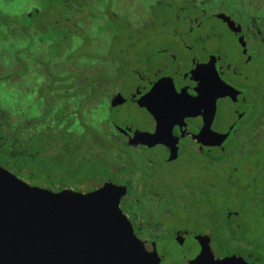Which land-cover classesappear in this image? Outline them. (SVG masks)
Segmentation results:
<instances>
[{
  "label": "flooded vegetation",
  "instance_id": "1",
  "mask_svg": "<svg viewBox=\"0 0 264 264\" xmlns=\"http://www.w3.org/2000/svg\"><path fill=\"white\" fill-rule=\"evenodd\" d=\"M73 1L75 0H40V6L42 8L49 3L51 7H56V3H59L60 9H67L71 19L66 25L73 34L76 32L75 29H83L82 27H73L76 21L80 23L82 20L93 24L94 19V26H84V28H95L96 30L99 28L100 30V24H95V19L99 18L90 14L80 17L83 12H76L74 8H71L70 4ZM119 1L122 2V0ZM129 1L127 0V2ZM89 2L91 3L92 0H83V9L87 8ZM171 2L167 8L158 6V8H150V10L155 13L156 11L162 13L172 11L170 15L173 17L174 22L171 23L177 26L173 37L180 47L179 50H183L184 54L180 52L179 55H176L172 53V48L160 47L161 49L155 53L157 60L154 59L155 56H146V64L153 67L150 73H141L136 70L130 73L135 78L136 88L131 94H128L129 97L125 98L122 95L123 92L118 88L119 90L114 92L109 99V104L112 107L113 101L121 96L125 100L124 103L112 107L113 110H118L119 107L131 103L149 121V127L139 131L133 125L120 126L117 124L113 127V131H118L122 137V144L120 145L133 150L132 153L138 155L134 156L130 154L131 152H128L120 158H116L118 154H115V157L106 159L104 153H110L113 146L111 140L105 136H103L102 145L96 146L95 151L105 160L106 164L120 168L125 167L128 170V173L123 176V182L116 183L111 180L110 183L127 189V195L120 201V208L131 222L137 238L144 244L147 251L157 252L161 264H169L172 261H169L172 249L169 247L171 245L181 250L187 249V242L190 238L193 245L198 248L195 255L191 258L186 255L182 256L180 263L179 261L171 262V264H189L202 250L201 243L197 240L200 237L209 239V246L217 260L237 257L242 258L246 264H264V236L258 244L251 243L248 237L255 234V229L248 223L247 225L242 222L236 223L237 219L240 220L238 218L239 212L236 209L227 208L228 211H225L226 217L219 219L220 211L217 207V204H219V198H217L218 183L208 182L206 179H204L205 181H191L186 188L189 191L188 198L183 199L194 206L208 208L204 217H199L196 223L197 227H204L205 230H197L193 233L188 228L175 231L172 235H163L160 233V226L166 228V224L171 222V220L165 218V215L154 218L155 220L149 219L146 230L140 225L145 218H150L152 214L156 217L158 213L153 202L158 201L160 197L154 191L155 179L153 177L154 172L163 164L173 165L185 159L188 164L197 163L199 169L206 174H217V164L226 161L225 158L230 153V147L227 146L230 138H233L236 143L240 142L241 144L242 142L244 149L254 148L255 140L264 141V116L261 115V111L264 110L261 105L263 91L262 86H257L264 75V0H172ZM104 3L108 4L107 2ZM177 6L179 7L176 9ZM215 7L219 8L215 10ZM107 9L108 11L105 9L104 12L105 17L108 19V17L111 18L110 14L113 13L111 11L113 9L110 6ZM187 11L190 14L185 16ZM156 18L157 16H155ZM111 20H113L111 23L120 24L123 19L121 14L117 13L113 14ZM138 20L127 19V22L135 27L137 37L133 45L122 47L121 52L135 50L138 44H141L140 36L144 30L142 27L145 24L140 23ZM159 22L161 21L158 20ZM215 22H218L235 40L236 47L243 59L242 66H237L235 60H232V57L227 54L225 46L221 45L222 34L212 26ZM167 25L164 24L162 27ZM146 28H148V25H146ZM99 30L97 37H99ZM102 34L100 33V36ZM19 35L21 39L25 38V33L22 30ZM102 39L100 38L101 41ZM100 40L93 38L89 42L85 40H82V42L97 48ZM48 44L50 42L45 43L43 39L39 40V45L44 46V48ZM105 45V50H113L109 37ZM25 50L26 48L20 46L19 55ZM73 51L74 47L68 46L61 57H66L62 59H66L67 63L72 62L75 65L76 59L84 57L73 58ZM52 53L50 51V59L56 60V55ZM19 55L15 61L17 65L18 63L21 64ZM102 56L99 53L96 57L97 63L83 66V72L89 75L91 79H85V76L78 73L76 68L72 73L67 72L68 76L66 78H62L60 73L56 74L58 70L54 68L58 63L57 61L54 64L53 62L40 63L41 66L36 71L37 76L27 84L25 82L24 84L21 83L28 72H26V68H22L20 65H18L20 68L15 69L14 73L0 77L8 85L14 84L20 88L29 85L32 86V89L36 87L39 90L38 94L34 96L36 115L24 119L22 116L20 118L17 115H7L0 110V129L7 136H75L83 141L84 145L81 153L84 156L86 154L90 155L92 145L90 142L87 143L88 140L90 141L89 137L102 135L95 131L98 130L97 127L81 119V115L74 105L77 103V96H85L81 99V105L96 103L102 97V92L96 93L98 91L97 85L103 82V73L107 70L105 64L107 61ZM43 58L45 57L43 56ZM40 59H42V55ZM114 66L119 71V76L116 77L115 74L114 78H108L107 82L104 83L106 86L110 85L111 82H126V79L121 77V71L124 69L122 62L117 61ZM252 67H256V71H251ZM166 71H169V73H166ZM13 74L20 76L21 79L12 81ZM160 84L162 89L158 96L162 102H150L154 115L147 108L141 107L139 101ZM216 94L220 95L221 104L219 107L207 109L204 106L205 103L213 99ZM71 103L73 107L70 106ZM230 107H233L234 111ZM226 111L230 112L231 115L233 114L231 120L238 116V120L228 135L229 137L220 147L204 145L198 139V136L205 127V118L212 117L213 134L211 135H214V133L218 135L222 125L216 122L213 117L222 115ZM156 116L165 125V142L153 146L142 143L131 145L130 141L138 133H148L150 135L156 133L158 124ZM253 124L258 125L254 130ZM240 127L247 131L242 137L237 134ZM55 142L59 147V139H56ZM236 150H238L237 147L234 148V151ZM85 152L86 154H84ZM155 154L162 158L158 159ZM147 166H151L152 169L148 170ZM3 168L5 167L3 166ZM118 171H114L113 178L121 175L118 174ZM233 177L234 175L231 176L230 180L226 177L229 183H232L231 179ZM253 178L249 181L242 182V180H239L237 182V184L247 185L249 192H252L255 187H258V189L262 187V191L260 189L257 194L255 192L256 196L253 198L259 206L244 209V216L249 210H252L259 213V216H261L260 221H264V172L260 171L258 176ZM230 196H222V203L230 202ZM126 200L127 202H125ZM129 211L130 216L128 215ZM240 236H244L241 240L242 243L237 241ZM169 243L171 245H168ZM167 245L168 250L165 249Z\"/></svg>",
  "mask_w": 264,
  "mask_h": 264
},
{
  "label": "rangeland",
  "instance_id": "2",
  "mask_svg": "<svg viewBox=\"0 0 264 264\" xmlns=\"http://www.w3.org/2000/svg\"><path fill=\"white\" fill-rule=\"evenodd\" d=\"M171 1L172 0H130L127 2V0H122V2H120L119 0H92L91 3L89 2L90 4L87 6V8L83 9V0H75L72 4H70L71 8H74V11L76 12L82 11L83 13L80 14V17L84 16L85 14L98 17L99 19H95V24L99 23L101 30L105 28L110 30L111 22L113 21L111 20V18L113 19V14L119 13L123 19L120 24L112 23L113 26L116 27L115 30H120L127 19H139L138 21L140 23L145 24L142 27L144 30L140 36L142 42L141 44H138V47L135 50H131L129 52H121L122 47L126 44L125 42L120 45L121 47H116V50L108 49L107 51L105 50V43L109 37L108 33L104 31L102 32L104 35L102 34V36H100V30L98 28L99 37H97L96 35L98 30L95 28H84V26H94V19L93 24L88 23L86 20H82L80 23H78L79 21H76L73 24V27L77 26L83 28L80 29L79 32L84 39L89 42L93 38H97L99 40L100 38H103L102 41L100 40L99 45L97 48H95L91 47L88 43L82 42V38L70 33L67 38V43L66 40L65 42L60 43L61 50L58 54H56L57 59L52 60L50 59L51 45L48 44L45 46V48L44 46L42 47L39 45V40L43 38V34H37V32H33L31 34L24 35L25 38L21 39L19 35L20 31H18V29L22 27L27 14L33 13V11L36 9L41 12L45 11V6L42 8L40 6V0H0V13L4 16H7L8 18H11V23L16 22L15 25L12 26L14 29H16V37L8 35L7 32L5 37L3 34L1 35L2 37H0V77L14 73L15 69L17 70L20 68L18 66L20 65L22 68H26V72H28V75L23 77L21 83L24 84L25 82L27 84L30 80H34L35 76H37L36 71L39 70V67L41 66L40 63L45 64L53 62L54 64L57 61L58 63L54 68L58 70L56 74L60 73L62 78H66L68 76L67 72L72 73L76 68L78 73L85 76V79H91L89 75H86L83 72V68L86 66V64L93 65L94 63H97L96 57H98V54L100 53V55H103L102 58L106 59L107 61L105 63L107 70L103 73L102 78L103 82L98 83V91H96L97 94L102 92V97L96 103H85L81 105V99L85 98V96H77L78 100L74 106L77 107L81 115V119H84L92 126L97 127L98 130H95L97 133L111 140L113 150L110 153H104L106 159L115 157V154H118L116 158H120L122 155L128 152H131V155L136 156L138 154L132 153L133 150H129V148L120 145L122 144V137L119 135L118 131H113V127H115L117 124L120 126L133 125L136 127L137 131H139L148 128L150 123L145 118L144 114L131 103H127L119 107L118 110H113L111 104H109V99L114 92L119 90L118 88H120V90L123 92L122 95L125 98L129 97L128 94H131L136 88L135 78L130 73L134 72L135 70L141 73H150V71L153 70V67H151L152 65L148 66L146 64V56H155L154 59L157 60V55H155V53L161 49L160 47H170L172 48V53L176 55H179L180 52H183V50H179L180 47L173 37L174 30L177 28V26L171 23L174 22L173 17L170 15L172 11H165L163 13L156 11L155 13L154 11L150 10V8H158V6H160V8H167L172 3ZM104 2H107L109 5L105 4ZM57 4L59 5V3ZM109 6L112 7L113 10L111 11L113 13L110 14L111 18L108 17L107 19V17H105L104 10L106 9L108 11L107 7ZM178 7L179 6H177L176 9ZM218 8L215 7V10ZM189 14L190 13L187 11L185 16ZM155 16H157L158 19H155ZM158 20L161 22L158 23ZM56 21H59V19L52 15L49 19H47V22L50 25H45L46 22H40L39 24L44 25V28L46 31H48L47 34L52 35L53 30L49 28V26H53L51 24ZM164 24L168 25L166 27H162ZM0 25H2V23H0ZM146 25H148V28H146ZM212 26H214L216 30L222 34L221 45L225 46L229 57H232V60H235L237 66H242L243 59L240 56V51L236 47L233 37H231L229 33L225 31V29L220 24H218V22L213 23ZM21 36L23 35L21 34ZM124 36L127 37L126 33H124ZM20 46L26 48V50L19 55L18 51ZM68 46L74 47L73 58L84 57L82 59H76L75 65L72 62L67 63L66 59H62L66 57H60L66 52ZM18 55L20 57L19 62H21V64L18 63L17 65L15 61ZM41 55L42 59L39 60ZM43 56L45 58H43ZM117 61H121L123 64L124 69L121 71V77H124L126 82H111L110 85L106 86L104 83L107 82L108 78H114L115 74L116 77L119 76V71L114 66ZM250 70L256 71V67H252ZM166 73H169V71H166ZM16 74H13L14 77L12 78V81H18L21 79V77L17 76ZM257 86H262L263 93L261 96V105L264 107V75L257 83ZM38 92L39 90L36 87L32 89V86L26 85L25 87L20 88L14 84L8 85L0 79V110L4 111V113L7 115H17L20 118L22 116L24 119L34 117L36 115V103L34 102V96L38 94ZM220 104V95L216 94V96L210 101L206 102L204 106L207 109H211L219 107ZM70 106L73 107V104L71 103ZM67 107H69V105H67ZM261 115L264 116V110L261 111ZM257 127L258 125H254L253 130ZM246 133L247 131H244L242 127H240L237 132L238 136L240 137L244 136ZM89 138L90 141L88 140L87 143L89 144L90 142L92 147L102 145V141H95L94 139L91 140V137ZM227 146L230 147V153L227 154L225 158L226 161L217 164V174H206L199 169L197 163L188 164L185 159L173 165L163 164L158 170L155 169L156 171L154 172L153 177V179H155L154 191L160 198L158 201H154L153 205L156 206L158 213L156 214V217L154 214H152L150 218H145V220L140 224L141 227L146 230L147 224H149V219L155 220L154 218L163 217L165 215V218L171 220V222L166 224V228L165 226H160V233L163 235H172V233L175 231L188 228L193 231V233L197 232V230H205L204 227H197L196 223L199 217H204V214L208 211V208L194 206L190 202H187L183 199L188 198L189 191L186 188L191 181H205L204 179H206L208 182L218 183L217 198H219V204H217V207L218 211H220L219 219H224L226 217L225 211H228L226 210L227 208L238 210V218L240 220L237 219L236 223L242 222L245 225H247V223L250 224V226L255 229V234L253 236H249L248 239L251 241V243L258 244L259 240L264 236V221H260L259 219L261 216H259V213L253 212L252 210H249V212H247V214L244 216V209L246 210L248 207L254 208L255 206H259L256 204L255 199L253 198H255L258 190L261 189L262 191V187H260V189L255 187V189H252V192H249L247 185L237 184V182H239V180H242V182L249 181L252 179V177H257L260 171L264 172V141L260 142L255 140L254 148L244 149L242 147V142L241 144L240 142L236 143L234 142L233 138H230L228 140ZM235 147H237L238 150L234 151ZM84 154H86V152ZM88 156L90 157V155ZM155 157L158 159L162 158L158 154H155ZM88 159L86 161L90 163L84 164L83 162L84 165H81V170L84 171L83 177L85 179L81 183H76V179H69L65 175V169H59V167H53V165H47L44 169H40L42 172L40 178L37 179V181L32 182L30 180L24 179V182L26 181L30 186L43 188L55 193L60 192V187H66L67 190L83 193L94 191L95 189L104 186L106 183H110L111 180L116 183L123 182V175H117L113 178L110 170L101 168L100 164L93 165V163H91V161ZM0 164H2L1 159ZM147 168L148 170L152 169L151 166H147ZM96 169H99L102 177L100 178V176L93 175L99 180H103V183L91 181L92 172H94ZM232 175H234V177L231 179L232 183H229L228 179L230 180ZM226 177H228V179ZM78 186H80V188H76ZM226 195H231V201L228 203H222L221 197ZM125 202H127V200ZM128 215H131L130 211ZM243 238L244 236H240L237 241L242 243L241 240ZM187 244L188 248L181 250L169 243L168 245H171L169 248H172L169 261H179L180 263L182 256L184 255L189 258L193 257L198 248L196 245H193V241H190V238L188 239ZM168 245L165 247L166 250H168ZM171 262L169 264H171Z\"/></svg>",
  "mask_w": 264,
  "mask_h": 264
},
{
  "label": "water",
  "instance_id": "3",
  "mask_svg": "<svg viewBox=\"0 0 264 264\" xmlns=\"http://www.w3.org/2000/svg\"><path fill=\"white\" fill-rule=\"evenodd\" d=\"M161 84L139 101L154 115L148 98L159 95ZM124 101L118 96L112 107ZM232 116L226 111L213 117L222 125L218 135H211L212 117L205 118L198 139L220 147L238 120V116L231 120ZM156 120L154 135L138 133L130 144L164 143L165 125L157 116ZM126 195L125 187L113 183L85 194L67 189L55 193L30 186L0 166V264H161L157 252L146 250L122 212L120 201ZM197 240L202 250L189 264H246L237 257L217 260L209 239Z\"/></svg>",
  "mask_w": 264,
  "mask_h": 264
},
{
  "label": "trees",
  "instance_id": "4",
  "mask_svg": "<svg viewBox=\"0 0 264 264\" xmlns=\"http://www.w3.org/2000/svg\"><path fill=\"white\" fill-rule=\"evenodd\" d=\"M45 6V11L41 12L34 10L33 13L27 14L22 27H20L18 31L22 30L25 35L33 32L43 34V42H50V51L53 52L52 54L56 55L61 50L60 43L65 42V40L67 41L68 35L71 33L70 28L66 25L69 22V19H71V16L68 10L65 8L60 9L61 7L57 3L56 7H51L49 3ZM52 15L56 16L59 21L53 22L51 24L53 26H49V28L53 30L52 35H49L47 34L48 31H46L44 25H40L39 23L46 22L45 25H50L47 22V19ZM10 19L11 18L0 13V23H2V25H0V37H2V34L5 37L6 32L8 35L16 36V29L12 27L16 22L11 23L12 21ZM49 28L47 27L48 30ZM115 28L116 27H114L112 23L110 30L107 28L101 30L100 28V33L104 31L108 33L109 39L112 42L113 50H116V47H121L120 45L123 42L126 43L125 46H123L124 48L133 45L137 37L135 27L129 24L126 20L120 30H115ZM75 31L74 35L87 41L83 38L78 29H75ZM124 33H126L127 37L124 36ZM56 139H59L60 141L59 147L56 145ZM92 139L103 142V136H91V140ZM83 145V141L75 136H7V134L0 129L1 166H4L8 171L21 179L30 180L32 182H35L40 178L42 172L40 169H44L47 165H53V167L65 169V175L69 179H76V183H81L85 180L83 177L84 171L81 170V165L90 163L86 161L88 158L93 165L100 164L101 168L110 170L112 175L116 170H119L118 174L123 176L128 173V170H126L125 167L120 168L106 164L105 160L95 151L96 146H91L90 157L88 155L84 156L81 153ZM93 174L100 176L101 178L102 175L99 169L92 172L91 181L103 183V180H99ZM76 188H80V186ZM64 189H66V187L59 188L60 191Z\"/></svg>",
  "mask_w": 264,
  "mask_h": 264
},
{
  "label": "snow or ice",
  "instance_id": "5",
  "mask_svg": "<svg viewBox=\"0 0 264 264\" xmlns=\"http://www.w3.org/2000/svg\"><path fill=\"white\" fill-rule=\"evenodd\" d=\"M177 99H179V98H177ZM148 100L150 101V102H152V103H157V102H162L161 100H160V97L159 96H157V95H153L152 97H149L148 98ZM102 191H98L97 193H101ZM103 192H108V189H103ZM117 203H118V199H116V201H115V207H116V205H117Z\"/></svg>",
  "mask_w": 264,
  "mask_h": 264
}]
</instances>
